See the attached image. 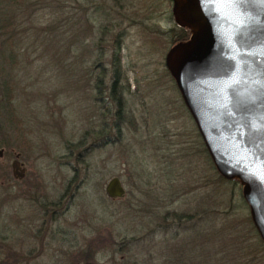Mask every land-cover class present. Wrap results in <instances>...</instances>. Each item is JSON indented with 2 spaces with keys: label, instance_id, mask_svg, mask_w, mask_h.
I'll return each mask as SVG.
<instances>
[{
  "label": "rangeland",
  "instance_id": "rangeland-1",
  "mask_svg": "<svg viewBox=\"0 0 264 264\" xmlns=\"http://www.w3.org/2000/svg\"><path fill=\"white\" fill-rule=\"evenodd\" d=\"M61 1L40 0L33 2V7L22 5L10 12L5 9L8 15L14 16L11 28L15 37L11 38V43L18 48L20 55L15 72H9L8 79L0 73V84L5 79L6 86L11 87L12 102L9 108L0 109V232L4 233L0 237L10 235L2 229L6 226L10 206L19 203L3 191L9 182L5 176L10 174L12 152H15L29 176L41 178L47 200H55L62 194V204L66 206L60 218L62 234H57L61 243L56 242L53 234L46 235L45 248L32 263L59 264L60 259V264H82L84 250L88 247L89 259L86 262L119 264L122 252H112L111 244H118L123 240L120 237H127L122 233L127 231L128 221L134 223L137 220L136 216L130 220L128 213L132 215L138 207L143 210L154 208L158 203V193L167 188L166 175L175 180L174 187H179L184 179H188L192 168L200 174L204 153L195 154L197 149L201 150L200 137L196 136L194 123L163 63L164 53L181 31L168 29L178 28L172 21L168 0H66L67 10H59V13L70 15L65 27L62 20L59 21L62 16L54 20L56 15L50 13L54 5L60 9L58 2ZM90 3L97 7V12L88 10ZM72 9L89 15L83 39L87 51L80 55L83 46L78 43V52L69 57L61 54L60 57L62 30L71 29ZM138 9L153 12L143 22L158 28L157 33L148 32L143 24L140 29L135 25L128 26V21L135 17ZM104 23H113V30L103 33L100 25ZM121 29L118 52L125 77L119 78L118 83L121 84L112 95L114 98L120 94L119 105H116L122 116L118 123L119 133L110 131L108 138H112V142L86 152L84 149L95 138L87 135L91 130L89 127H100L95 118L94 91L88 87L89 80L82 91L76 90V81L88 78L90 71L99 73L101 67L110 62L116 46L114 38ZM108 36L112 40L111 45ZM72 59L75 61L74 74L73 71L72 75L63 73V67H66L63 61ZM7 67V61L0 58V68L6 70ZM78 83L80 86L77 88H80L82 83ZM85 93H89V97ZM115 109L111 104L112 112ZM85 132L87 137L83 139ZM79 152L84 156L77 162L75 157ZM175 156L177 159L172 164L170 158ZM167 161H171V170ZM70 166H74L75 173ZM181 171L184 174L179 176ZM113 176L120 180L124 189L121 198L110 199L104 193L106 182ZM230 185L233 186L232 202L226 204L227 197L224 198V205H231L232 213L228 217L235 221L244 219L246 224L248 218L250 227L254 229L240 194V185L237 181L227 182L228 188ZM210 188L211 191L213 186ZM218 191H212L211 197H218ZM123 213H126L125 217ZM157 233L153 242L148 239L143 242V246L154 254L151 258L154 264H159L160 253L166 249L161 244L163 235ZM31 235L14 234L16 244H21L22 239L32 243ZM250 235L259 239L256 231ZM176 241L173 240L174 243ZM60 246L62 254L58 250ZM146 250L141 251L140 258L144 257L142 253ZM29 251L34 252L32 249ZM187 256L194 257L191 253ZM181 264L190 263L184 257Z\"/></svg>",
  "mask_w": 264,
  "mask_h": 264
},
{
  "label": "water",
  "instance_id": "water-1",
  "mask_svg": "<svg viewBox=\"0 0 264 264\" xmlns=\"http://www.w3.org/2000/svg\"><path fill=\"white\" fill-rule=\"evenodd\" d=\"M170 1L189 35L167 49L164 66L216 173L240 185L264 244V0ZM19 165L10 163L13 173ZM104 193L125 192L113 176Z\"/></svg>",
  "mask_w": 264,
  "mask_h": 264
},
{
  "label": "trees",
  "instance_id": "trees-1",
  "mask_svg": "<svg viewBox=\"0 0 264 264\" xmlns=\"http://www.w3.org/2000/svg\"><path fill=\"white\" fill-rule=\"evenodd\" d=\"M39 1L40 0H0V58L8 63V69L4 70L0 68V73H4V77L7 79L10 73L12 74L15 72V66L18 65L17 58L20 53H18V48L11 43V38L15 37V32L11 28L14 24V16L11 13L8 15L5 9L10 12L13 8L22 5L33 7V2L38 3ZM65 1L66 0H62L58 2L60 4V9L58 5H54L50 11V13L56 15L54 20L57 16H62L59 21L62 20L64 27L67 26V19L70 18V15L68 16L67 13H59V10H67L65 9ZM91 7H93L94 10ZM96 8L94 4L91 5L90 3L89 9H87L97 12L95 11ZM137 11L138 12H135V17H132L133 19L128 21V26H132L136 22H143V19L150 18L148 15L153 13L152 11H147V9H138ZM71 18V29L68 30L63 28L62 30L63 42L60 57L61 54L64 57H69L78 52L76 50V45L78 43L80 47L83 46L80 50V55H83V53L87 51L84 47L85 44L83 43V39L87 32L85 22L89 19V15L83 14L81 10L72 9ZM104 25L105 23L100 25L101 30L104 31L103 33H107L114 28L113 23L105 25L106 27ZM170 31L172 32L173 30ZM151 32L157 33V30ZM43 34L44 33H42V35ZM44 37L45 35L42 36V38ZM117 38H120V35L114 38L115 42L118 41ZM183 38H186V34L182 36L180 33L173 38V42ZM19 42L20 40L17 41L16 44L18 45ZM5 50L7 54L4 55ZM115 50V52L113 51L110 62L107 64L108 68H106V70H109L111 73L109 77L113 84L111 87L112 91L115 89L114 83L116 84L118 80L117 77L121 72L119 53L117 48ZM63 63L66 64V67H63V73L72 75L73 71L74 74L75 61L72 59V61H63ZM4 81L5 79H3L0 84V109L4 108L5 110L12 105V102L11 93H9L11 87H7L6 81ZM78 82L82 83L80 88H77L80 86ZM86 82L87 78L85 77L80 78L79 81L77 79L76 90L82 91ZM96 85L101 86V83H97ZM111 102L112 105L117 108L116 105L119 103L118 99L115 103V99L111 96ZM119 122L120 119L114 117V113L112 112L110 131L119 133ZM89 129L91 130L87 135H91L92 137L95 136V138L91 140L92 142L84 149L86 152L90 148L98 147L109 141L112 142V138L109 139V136L105 137L101 134L102 127L96 128L95 126L94 128L91 126ZM87 135L86 132L83 133L82 138L84 139ZM196 136L199 137L198 133H196ZM201 143L199 139L201 150L196 148L198 152L195 153H204L203 162L200 166V174L196 168H192L189 172L190 175L188 179H184V182L182 181L179 187H174L175 180L172 181L173 178L169 179L166 175L165 183L168 190L165 187L161 193H158V203L154 205V208H148L146 210L144 208V211L142 207H138L136 210L137 212L133 213L132 211V215L128 213L130 220L131 217L135 219V216L137 220L134 223L128 221L127 231L122 233L124 236L128 235L127 237H120L121 235L118 234L120 239L123 238V240H120L118 244H116V242H112L111 244L112 252L117 250L122 252L119 264H154L151 261L154 254H151L147 246H143V242L147 239V241L153 242V238L157 232V234L163 235L164 238L161 244L164 245V248L166 247L165 252L161 251L160 253L159 264H181L184 257L187 258L190 264H264V244L259 239H255L254 236L252 237V235H250L255 234V230L250 227L248 218L247 224L249 229L244 219L235 221V219L228 217L230 213H232L231 205H224V198L225 196L227 197L226 204L227 202L229 204L232 202L233 186L230 185L228 188L227 182L236 183V181L225 180L215 172L206 150ZM83 156V153L79 152L76 154L75 160L80 162ZM175 157L170 158L172 164H174V160L177 159V156ZM171 161L166 162L169 163V170L172 168V166H170ZM70 169L73 173L76 172L74 166H70ZM178 174L179 176L180 174L183 175L184 171ZM195 185L196 187H194ZM212 186L213 189L210 191V187ZM212 191H218L219 196L211 197L210 194H212ZM126 208H128V206H126ZM146 212H149L148 216H146ZM125 215L126 213H123V217H125ZM244 225L246 228H244ZM178 238H180V241H178ZM173 240L177 241L174 243ZM116 245L119 246L116 247ZM120 246H122V248H120ZM88 250V247L84 250L82 256L84 262L89 259ZM144 250H146V253H142L144 257L140 258L139 255L141 251ZM82 252L83 251H81V253ZM41 253L42 251L39 254H30L22 251V249H15L13 245H11L9 236L0 237V264H33V259ZM188 253H191L194 257H188Z\"/></svg>",
  "mask_w": 264,
  "mask_h": 264
},
{
  "label": "flooded vegetation",
  "instance_id": "flooded-vegetation-1",
  "mask_svg": "<svg viewBox=\"0 0 264 264\" xmlns=\"http://www.w3.org/2000/svg\"><path fill=\"white\" fill-rule=\"evenodd\" d=\"M170 3V14H171V1L168 0ZM172 17V14H171ZM173 21V19H172ZM146 22H136L135 26H137L139 29L144 25L145 29L148 32H151L153 30H157L158 28H154L152 25H145ZM157 25V24H156ZM177 26V25H176ZM178 28H168V29H177L181 31V35L186 34V38L189 35V31L186 28H182L177 26ZM168 29H165L164 31L167 32ZM151 30V31H150ZM122 34V29L119 30L118 33H116L115 37ZM154 33V32H153ZM109 37V44L111 45L110 36ZM186 38L180 39L184 40ZM118 41H116V46L114 48H117L118 51H120L121 47V40L122 35H120V38H117ZM178 40V41H180ZM174 41L171 43L174 44ZM169 46V47H170ZM108 47H110L108 45ZM168 47V48H169ZM167 48V49H168ZM111 50V49H110ZM167 51V50H166ZM119 53V52H118ZM165 55V53H164ZM163 63H164V56H163ZM107 65H103L101 67V71L99 73H95L94 71H90L89 74V84L88 87L94 91V95L92 96L94 104L96 106V115L95 118L98 122V126L102 127V135L105 137H108L110 134V123H111V116H112V110H111V96L113 95L116 88L120 86L121 83H118L119 78L125 77V73L122 71L120 72L119 76L117 77L118 80L116 81V84H114L115 89L112 91L111 87L113 86L111 82L110 72L109 70H106ZM91 75V76H90ZM97 83H101V86H97ZM122 90V89H121ZM89 97V93H85ZM120 94L118 93L117 97H114L115 103L116 100H120ZM119 105V103L117 104ZM114 117H118L121 119L120 110L115 109L114 111ZM96 125V124H95ZM17 159L20 162V165L13 173L12 169L10 168V174L6 175L8 183H6V188H3V191L10 196L12 199L14 198L17 202V204H12L10 206L6 226L3 227V231L5 230L6 234H10L9 238L11 241V245L15 249H22V251L30 253V254H39L43 249L45 248L46 244V235L53 234L54 239H56V242H60L59 237H57V234H62V226H61V214L63 212V209L66 208V206H63L62 202V194L56 197L55 200H47L46 193L44 191V184L40 182V177L38 176H29L27 169L24 166V163L20 160L19 154L12 152V160L11 162ZM14 181V182H13ZM21 188L20 190H15ZM21 197V199H20ZM18 200H17V199ZM14 201V200H13ZM25 212H28V215H25ZM0 234H4L1 233ZM14 234H32L31 238L34 240L32 243L24 241L22 239L21 244H16L17 241L14 239ZM35 234L37 235L35 237ZM58 240V241H57ZM24 241V242H23ZM61 243V242H60ZM32 249L34 252H30L29 250ZM60 250L59 253H61V246L58 249ZM34 261V259H33Z\"/></svg>",
  "mask_w": 264,
  "mask_h": 264
}]
</instances>
